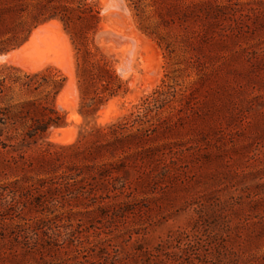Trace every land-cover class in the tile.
<instances>
[{
	"label": "rangeland",
	"instance_id": "1",
	"mask_svg": "<svg viewBox=\"0 0 264 264\" xmlns=\"http://www.w3.org/2000/svg\"><path fill=\"white\" fill-rule=\"evenodd\" d=\"M88 1L101 10L96 30L53 19L30 42L35 30L16 19L0 32V58L17 51L0 59V79L51 68L61 90L71 82L56 100L60 124L25 148L30 163L0 143V264H264V0H123L124 24L107 19V0ZM97 62L114 74L102 103L89 71ZM172 74L190 96L174 98L185 104L177 129L151 146L175 143V164L158 152L139 160L119 173L133 192L118 199L100 198L106 181L94 171L79 180L97 199L42 185L83 166L61 147L141 113ZM175 112L160 116L177 121ZM14 193L19 208L7 210Z\"/></svg>",
	"mask_w": 264,
	"mask_h": 264
},
{
	"label": "trees",
	"instance_id": "2",
	"mask_svg": "<svg viewBox=\"0 0 264 264\" xmlns=\"http://www.w3.org/2000/svg\"><path fill=\"white\" fill-rule=\"evenodd\" d=\"M16 19H22L24 25L29 27V33L53 19H60L66 26L81 24L96 30L101 23V10L97 3L88 0H0V32ZM89 71L92 72L95 87L94 100L102 103L114 74L107 64L101 65L99 62L93 63ZM53 72L48 68L33 74L3 76L0 79V143L8 152L18 153V156L12 155L10 159L16 163H30L25 157V148L44 138L52 126L60 124L56 100L65 79H56ZM170 78L165 88L154 92L153 99H146L145 109L141 113H131L120 121L97 127L82 135L78 142L61 147L64 151H74L83 161V166L67 167L68 170L58 177L42 179V185H63L67 187L68 195L89 192L92 198L97 199L93 191L87 190L86 183L89 181L85 178L79 180L85 171H94L95 174L90 177L106 181V193L100 198L118 199L121 196L129 197L133 192L132 187L120 179L119 173L126 172L128 167H136L139 160L152 159L158 152L165 157L170 156L175 164L178 155L174 149L175 143L151 146L160 137H168L177 129L185 104H180V107L172 105L174 98L178 94L187 99L190 96L186 90L177 89L180 85L177 76L172 74ZM80 82L82 87L85 83ZM167 106L176 110L173 115L177 116V121H173L172 116H160ZM51 161L50 158L39 165L40 169ZM165 164L168 171L169 164ZM80 181L82 184H79ZM13 195L12 201L7 203V210L19 208L16 193ZM0 196H4V193L0 192ZM25 242L28 244V241Z\"/></svg>",
	"mask_w": 264,
	"mask_h": 264
},
{
	"label": "bare ground",
	"instance_id": "3",
	"mask_svg": "<svg viewBox=\"0 0 264 264\" xmlns=\"http://www.w3.org/2000/svg\"><path fill=\"white\" fill-rule=\"evenodd\" d=\"M122 1V3H120V5L118 4V2H119V0L118 1H113V2H110V0L108 1L107 0V2L106 3H108L107 4V6H106V10H105V12H106V17H107V19H109V20H113V18L114 17H117V21H119V23H121V24H124V23H126V21H127V19L129 18V10H128V8L126 7V5H125V3H124V1L123 0H120V2ZM109 7V8H108ZM117 8V9H116ZM128 16V17H127ZM132 17V15L130 16V18ZM129 18V19H130ZM130 21V20H129ZM51 24V23H50ZM50 24H47V25H44V26H42V27H40L39 29H37V30H35L34 31V33H33V35H32V37H31V41L30 42H33L34 40H35V38L37 37V35L46 27V26H48V25H50ZM106 26H105V30H108V29H110V25L109 24H105ZM118 29V28H117ZM134 31V30H133ZM116 33V32H115ZM126 35V34H125ZM135 35V34H134ZM127 39H128V37H126ZM136 38H138L137 36H136ZM130 39V38H129ZM136 40V39H135ZM129 41V40H128ZM138 41V40H137ZM141 41V40H140ZM141 44V43H140ZM28 45L29 44H26V45H24V49L25 48H27L28 47ZM110 45V44H109ZM138 45V44H137ZM143 45V44H142ZM115 46V45H114ZM125 46H126V44H125ZM117 47V46H116ZM124 47V46H123ZM136 47V46H135ZM121 48V47H120ZM114 49V48H113ZM115 50H119V49H115ZM16 53H17V51L15 50V51H12V52H9L8 54H5V55H3L0 59L1 60H5V61H7V62H12V60H13V57L16 55ZM131 53V52H130ZM133 54H131V56H132ZM133 57V56H132ZM126 58V57H125ZM130 58V57H129ZM135 58V57H134ZM128 60V59H127ZM125 63V62H124ZM131 63V62H130ZM125 65V64H124ZM32 68L34 67V66H32V65H30ZM130 67V66H129ZM127 69V68H126ZM29 70H31V69H29ZM33 70H35V69H32V71ZM71 84V82L70 83H68L67 84V86L62 90V92L60 93V95H59V103H62V100H63V96H64V94H65V90L67 89V87L69 86ZM116 99H113V100H111L110 101V103L109 104H112L114 101H115ZM68 121H71L72 120V115H69L68 116ZM62 130L61 129H53V130H51V136H52V138L54 139V140H56L57 142H59V143H63V144H66V143H70L71 141L70 140H68L66 137H60L58 134L61 132Z\"/></svg>",
	"mask_w": 264,
	"mask_h": 264
},
{
	"label": "water",
	"instance_id": "4",
	"mask_svg": "<svg viewBox=\"0 0 264 264\" xmlns=\"http://www.w3.org/2000/svg\"><path fill=\"white\" fill-rule=\"evenodd\" d=\"M106 36H112V33L111 32H108V31L107 32H99L98 35H97V38L98 39H102V38H105L106 39Z\"/></svg>",
	"mask_w": 264,
	"mask_h": 264
}]
</instances>
